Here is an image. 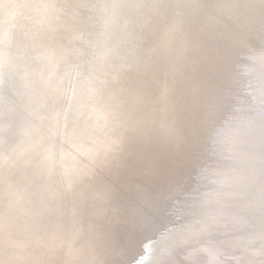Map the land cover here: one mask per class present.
I'll use <instances>...</instances> for the list:
<instances>
[{
    "label": "water",
    "instance_id": "water-1",
    "mask_svg": "<svg viewBox=\"0 0 264 264\" xmlns=\"http://www.w3.org/2000/svg\"><path fill=\"white\" fill-rule=\"evenodd\" d=\"M42 2L0 18V264H264V0Z\"/></svg>",
    "mask_w": 264,
    "mask_h": 264
},
{
    "label": "bare ground",
    "instance_id": "bare-ground-1",
    "mask_svg": "<svg viewBox=\"0 0 264 264\" xmlns=\"http://www.w3.org/2000/svg\"><path fill=\"white\" fill-rule=\"evenodd\" d=\"M45 4L46 3L42 2V0H36V1H34V0H0V18L8 19V24H7V27H5V28L6 29L7 28L8 29L13 28L14 32L15 31L20 32L19 37H21L23 34H27L32 30H37L40 26V22L42 23L41 30L43 29L44 22L49 19V17L51 16L52 13H54V12H48L49 10L43 6ZM41 6H43V7L41 8ZM27 7H29V9H27ZM209 8L210 7H207V10H209ZM22 9L24 10V12ZM2 14H4L5 16L4 15L1 16ZM12 19H13V21H12ZM207 19L209 20V18H206L205 20H203L201 32H205V31L210 30V26L207 22L208 21ZM11 33H13V32H11ZM8 38L12 40V36L8 37ZM5 46L8 47L9 43H5ZM88 48H90V46ZM57 62H58V59H55V62H51V64L56 66ZM5 64H8V62H6ZM41 67H42V65H41ZM41 67H40V69H41ZM51 69H52V67H51ZM7 150H8V148H6V147L0 148V158L2 157V155H4L6 153L5 151H7ZM0 164H3V163H0ZM4 178H5V171H4L3 167L0 165V188H1V185L3 184ZM102 206L103 205H101L100 208L95 207L92 211V213H94L96 215V222L99 225H102V221H103L104 216H106V215H110L111 217L114 216V215L113 216L111 215L109 208L103 209ZM114 217H115V220H117L116 215ZM75 244H76L75 241L72 240L70 238V236L67 237L66 239H64L62 241V244L60 245V247L57 248V250L55 252V258H56L57 262L54 260V264H71V263H68L67 260L63 261L60 258V253L61 252L65 253V251L71 250L73 247H75ZM105 254H107V257L109 256L108 250L106 251ZM108 259H109V257H108ZM108 259L107 258H104V260L101 259V261L98 262V264H111L110 259L109 260Z\"/></svg>",
    "mask_w": 264,
    "mask_h": 264
}]
</instances>
